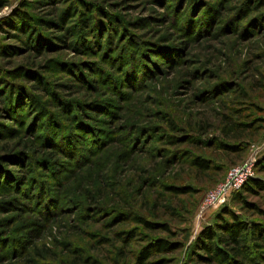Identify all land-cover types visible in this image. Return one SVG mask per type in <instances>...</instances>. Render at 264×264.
I'll use <instances>...</instances> for the list:
<instances>
[{
    "label": "rangeland",
    "instance_id": "1",
    "mask_svg": "<svg viewBox=\"0 0 264 264\" xmlns=\"http://www.w3.org/2000/svg\"><path fill=\"white\" fill-rule=\"evenodd\" d=\"M0 160V264H209L223 207L264 224L201 210L264 181V0H0Z\"/></svg>",
    "mask_w": 264,
    "mask_h": 264
},
{
    "label": "trees",
    "instance_id": "2",
    "mask_svg": "<svg viewBox=\"0 0 264 264\" xmlns=\"http://www.w3.org/2000/svg\"><path fill=\"white\" fill-rule=\"evenodd\" d=\"M7 115L10 117L9 113ZM221 147L225 150L237 149V147L226 145H221ZM191 165L202 172L211 169L209 161L199 157L193 158ZM4 166L0 160V167L4 168ZM263 191L264 181L258 178H250L238 192L257 195ZM238 201L244 209L255 211L264 217V210L247 202L241 196H239ZM148 226L153 227L154 225ZM162 229H166L165 226ZM168 246L169 244L162 240L155 243L159 252ZM197 250V255L209 264H248L250 251L254 250L258 257L264 256V224L242 220L225 206L217 216V223L203 231L198 238ZM146 253L147 250L145 249L139 257L145 258Z\"/></svg>",
    "mask_w": 264,
    "mask_h": 264
},
{
    "label": "built area",
    "instance_id": "3",
    "mask_svg": "<svg viewBox=\"0 0 264 264\" xmlns=\"http://www.w3.org/2000/svg\"><path fill=\"white\" fill-rule=\"evenodd\" d=\"M253 161H248L240 166L231 168L228 171L226 182L217 189L201 207L202 212L211 205L222 204L225 201V196L234 191H238L252 177Z\"/></svg>",
    "mask_w": 264,
    "mask_h": 264
}]
</instances>
